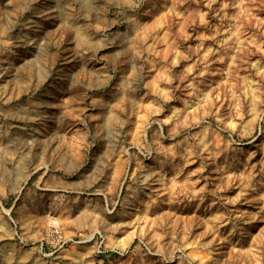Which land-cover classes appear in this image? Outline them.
Wrapping results in <instances>:
<instances>
[{
    "label": "rangeland",
    "instance_id": "rangeland-1",
    "mask_svg": "<svg viewBox=\"0 0 264 264\" xmlns=\"http://www.w3.org/2000/svg\"><path fill=\"white\" fill-rule=\"evenodd\" d=\"M0 264H264V0H0Z\"/></svg>",
    "mask_w": 264,
    "mask_h": 264
},
{
    "label": "crops",
    "instance_id": "crops-1",
    "mask_svg": "<svg viewBox=\"0 0 264 264\" xmlns=\"http://www.w3.org/2000/svg\"><path fill=\"white\" fill-rule=\"evenodd\" d=\"M58 146L54 149V153L57 154V158H61V155L66 154L67 150L62 148L64 142L61 140H57ZM76 146L72 148L71 153L76 159H91L93 162V166L95 165V161H99L107 157L108 159L112 157L115 153V144L117 141L112 137L105 138H81V141L76 142ZM47 154V151H45ZM90 155V156H89ZM55 157V156H54ZM90 157V158H89ZM65 165V164H64ZM105 174H108L107 172Z\"/></svg>",
    "mask_w": 264,
    "mask_h": 264
},
{
    "label": "built area",
    "instance_id": "built-area-1",
    "mask_svg": "<svg viewBox=\"0 0 264 264\" xmlns=\"http://www.w3.org/2000/svg\"><path fill=\"white\" fill-rule=\"evenodd\" d=\"M94 234L97 236L96 237V239H97V248H96L97 252L98 253L106 252L107 249L105 248V242H104L105 241V237H104L103 233L101 231H97ZM143 245H144V247L146 248V250L148 252H152L150 247L147 244L143 243ZM117 252H120V251H117Z\"/></svg>",
    "mask_w": 264,
    "mask_h": 264
}]
</instances>
